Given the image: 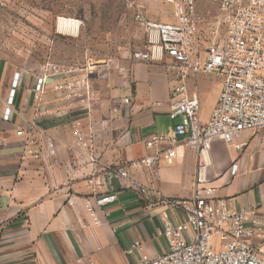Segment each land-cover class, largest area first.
I'll list each match as a JSON object with an SVG mask.
<instances>
[{
  "label": "crops",
  "instance_id": "crops-1",
  "mask_svg": "<svg viewBox=\"0 0 264 264\" xmlns=\"http://www.w3.org/2000/svg\"><path fill=\"white\" fill-rule=\"evenodd\" d=\"M198 2L201 11L211 6L210 0ZM47 60L51 58L39 66L21 67L0 54V264H138L145 256L164 253L169 242L162 233V215L180 220V212L146 197L122 178H109L105 165H124L145 156L150 152L146 138L170 133L181 121L169 114L173 81L166 67L159 62L128 60L108 73L98 71L107 75L98 79V85L90 72L78 71L89 76L96 94L86 105L76 100L71 104L53 91L62 76L50 79L36 98V80ZM122 66L128 67V73L120 71ZM16 72L20 73L19 84L12 113L5 120ZM222 85L223 78L216 74L189 78L190 90L199 95L203 121L215 109ZM126 98L130 103H125ZM75 128L93 131L94 161L75 143ZM19 129L25 134L18 135ZM29 136L35 143L27 141ZM35 150L38 154L30 152ZM209 156L206 175L215 195L231 208L254 209L252 218L261 219L264 130L242 132L235 145L216 139ZM233 163L238 165L235 175L230 173ZM197 164L198 154L192 150L173 164L161 158L153 186L166 197H190ZM136 176L148 183L145 170ZM110 194L117 199L97 204L98 198ZM87 201L94 215L87 211ZM136 240L141 247L129 253ZM251 242L264 255L263 230L257 229Z\"/></svg>",
  "mask_w": 264,
  "mask_h": 264
},
{
  "label": "built area",
  "instance_id": "built-area-1",
  "mask_svg": "<svg viewBox=\"0 0 264 264\" xmlns=\"http://www.w3.org/2000/svg\"><path fill=\"white\" fill-rule=\"evenodd\" d=\"M162 1L174 6L176 22L150 19L137 8L136 19L144 30L145 46L135 50L130 61L159 62L166 67L173 81L169 114L181 121L174 124L170 133H153L146 138L145 146L150 152L145 156L124 165H105L109 178H122L141 194L154 197L181 214L180 220L162 215V233L169 248L153 258H141L138 264H264V255L251 242L257 229L264 232V199L260 203L262 218H252L254 209H234L224 198L217 197L206 175L214 140L235 145L242 132L264 130V0H210L207 11L200 10L198 0ZM129 6L136 7L133 2ZM120 71L128 73V67L122 66ZM199 73L223 78L217 105L207 121L201 118L198 92L188 86L189 78ZM60 76L62 79L53 84L59 97L71 104L76 100L86 105L96 97L89 76L47 60L36 80V98L44 93L50 79ZM19 79L20 73L16 72L3 114L5 120L12 113ZM125 103H130V99L126 98ZM17 134L24 135V129ZM73 134L83 155L94 161L93 131L75 128ZM27 141L35 143L33 136ZM188 150L198 154L192 195L171 198L160 194L153 186L158 161L163 158L173 164L183 160ZM30 152L38 154L36 150ZM141 170L146 171L148 183L137 178ZM237 171L238 165L233 163L230 173L235 175ZM89 181L92 183L93 178ZM116 199L115 194H110L96 202L102 206ZM85 207L91 215L95 214L90 201ZM249 220L252 224L247 223ZM140 247L141 242L136 240L128 252Z\"/></svg>",
  "mask_w": 264,
  "mask_h": 264
},
{
  "label": "rangeland",
  "instance_id": "rangeland-1",
  "mask_svg": "<svg viewBox=\"0 0 264 264\" xmlns=\"http://www.w3.org/2000/svg\"><path fill=\"white\" fill-rule=\"evenodd\" d=\"M132 2L135 8L129 6ZM137 8L150 19L176 22L174 6L162 0H3L0 54L21 67L39 66L48 57L64 67L90 72L98 85V79L107 77L98 71L108 73L144 48ZM60 18L78 24L69 23L65 30L59 26Z\"/></svg>",
  "mask_w": 264,
  "mask_h": 264
},
{
  "label": "bare ground",
  "instance_id": "bare-ground-1",
  "mask_svg": "<svg viewBox=\"0 0 264 264\" xmlns=\"http://www.w3.org/2000/svg\"><path fill=\"white\" fill-rule=\"evenodd\" d=\"M74 22V24H78V20H76V21H74L73 19H68V18H66V19H62V18H60V21H59V26L62 28V29H67V25L69 24V23H73ZM69 26V25H68ZM77 26V25H76ZM70 28V27H69Z\"/></svg>",
  "mask_w": 264,
  "mask_h": 264
}]
</instances>
